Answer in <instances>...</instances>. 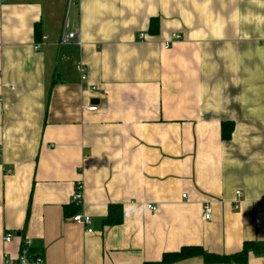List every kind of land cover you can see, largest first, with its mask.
Segmentation results:
<instances>
[{
  "label": "crops",
  "instance_id": "0c3cea01",
  "mask_svg": "<svg viewBox=\"0 0 264 264\" xmlns=\"http://www.w3.org/2000/svg\"><path fill=\"white\" fill-rule=\"evenodd\" d=\"M25 239L46 264L264 242V0H0V264Z\"/></svg>",
  "mask_w": 264,
  "mask_h": 264
},
{
  "label": "built area",
  "instance_id": "2783aa9c",
  "mask_svg": "<svg viewBox=\"0 0 264 264\" xmlns=\"http://www.w3.org/2000/svg\"><path fill=\"white\" fill-rule=\"evenodd\" d=\"M75 4H76V0H68V8H71ZM144 37H145V33H140V38L143 39ZM181 38H182V35L180 33H177V32L172 33L170 38L164 42V46L166 48H169L172 45V43L180 40ZM60 43L81 44L82 39H81L80 31L78 29H73L71 31L69 30L64 31L60 37ZM35 49H39L38 44L35 45ZM82 78L84 80L87 78V73L85 71L82 73ZM95 89L96 87H92V90H95ZM97 109H98V106H95V105L90 106L88 108V110L90 111H95ZM183 196L187 197V195L185 194ZM237 196H238V200L236 201V208H238L239 203H240L239 198L242 197L241 191H237ZM81 199H82V187H81V184H77L74 195H73V201L74 203H78L81 201ZM146 206L147 208L153 211H156L158 208L156 204H151V203L147 204ZM202 210L204 213V218L207 220L211 219L212 201H205L202 205ZM72 219L74 222L87 227L88 233L94 232L92 228V217L90 215L77 213L73 215ZM12 240H13L12 236L9 234H7L4 237L5 243H9ZM3 255H4V264H46L43 254L32 251L30 242L27 239L22 241L20 245L19 253L17 255H12L8 251H5Z\"/></svg>",
  "mask_w": 264,
  "mask_h": 264
},
{
  "label": "trees",
  "instance_id": "16d2710c",
  "mask_svg": "<svg viewBox=\"0 0 264 264\" xmlns=\"http://www.w3.org/2000/svg\"><path fill=\"white\" fill-rule=\"evenodd\" d=\"M152 34H156L159 31L158 17L152 18L150 21V30ZM232 133V123H224L222 136L224 139H228ZM113 207L111 206L110 213ZM121 215V214H120ZM264 252V242L259 241H245L240 251L232 254H218L210 252L199 245H185L178 251L167 252L164 254L160 261H147L143 264H167L192 257H202L206 263H246L249 260L250 253L259 254Z\"/></svg>",
  "mask_w": 264,
  "mask_h": 264
}]
</instances>
